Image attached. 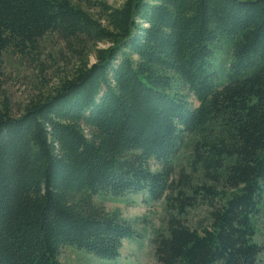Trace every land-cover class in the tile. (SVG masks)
Here are the masks:
<instances>
[{"label": "trees", "instance_id": "16d2710c", "mask_svg": "<svg viewBox=\"0 0 264 264\" xmlns=\"http://www.w3.org/2000/svg\"><path fill=\"white\" fill-rule=\"evenodd\" d=\"M46 41L55 74L0 105V264L115 259L126 194L163 203L158 264H262L264 0H0V66Z\"/></svg>", "mask_w": 264, "mask_h": 264}, {"label": "rangeland", "instance_id": "374dc122", "mask_svg": "<svg viewBox=\"0 0 264 264\" xmlns=\"http://www.w3.org/2000/svg\"><path fill=\"white\" fill-rule=\"evenodd\" d=\"M104 1L112 6L120 4V0ZM40 51L42 55L38 62L42 64L41 66L33 64L32 60L21 58L11 52L2 57V65L0 66V105L8 102L10 108L15 112L39 89L43 84V77L49 81L51 76L55 74V68L50 69L47 73H41L42 69L47 70L49 66L53 67L55 65L56 51L54 45L51 42H42ZM221 69L219 70L221 71ZM219 78H221V74ZM184 158V151H182L178 159L183 163ZM103 205L108 211L119 212L125 220L130 221L136 231L135 236L123 241L119 255L115 259L102 260L82 251L66 249L60 257L61 262L69 264H158L154 257L152 240L158 232H162L166 228L163 203L151 202L144 194H126L118 198L105 200ZM198 208L190 215L192 223L205 220V209ZM258 228L257 240L259 243L264 244V228ZM262 264H264V258Z\"/></svg>", "mask_w": 264, "mask_h": 264}]
</instances>
